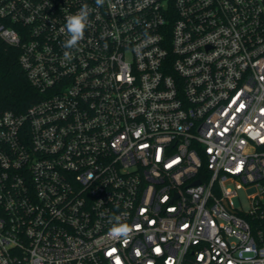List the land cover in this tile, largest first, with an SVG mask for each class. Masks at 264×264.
<instances>
[{
  "label": "built area",
  "instance_id": "obj_1",
  "mask_svg": "<svg viewBox=\"0 0 264 264\" xmlns=\"http://www.w3.org/2000/svg\"><path fill=\"white\" fill-rule=\"evenodd\" d=\"M0 40L41 95L0 111V264H264V0H0Z\"/></svg>",
  "mask_w": 264,
  "mask_h": 264
},
{
  "label": "trees",
  "instance_id": "obj_2",
  "mask_svg": "<svg viewBox=\"0 0 264 264\" xmlns=\"http://www.w3.org/2000/svg\"><path fill=\"white\" fill-rule=\"evenodd\" d=\"M19 54V48L0 40V111L24 112L41 97L21 68Z\"/></svg>",
  "mask_w": 264,
  "mask_h": 264
},
{
  "label": "clouds",
  "instance_id": "obj_3",
  "mask_svg": "<svg viewBox=\"0 0 264 264\" xmlns=\"http://www.w3.org/2000/svg\"><path fill=\"white\" fill-rule=\"evenodd\" d=\"M104 2L105 0H96L97 6H102ZM88 15V6L83 5L76 14L69 15L66 18V30L70 38L64 42L63 46L65 48H75L78 45V42L84 38ZM64 55L66 59H71L69 52H65ZM112 219H115L117 223L109 230L108 235L113 239H119L121 237L127 239L132 229L126 223H119V217L110 218V223L112 222Z\"/></svg>",
  "mask_w": 264,
  "mask_h": 264
},
{
  "label": "water",
  "instance_id": "obj_4",
  "mask_svg": "<svg viewBox=\"0 0 264 264\" xmlns=\"http://www.w3.org/2000/svg\"><path fill=\"white\" fill-rule=\"evenodd\" d=\"M196 183H200V181L198 180V181H196Z\"/></svg>",
  "mask_w": 264,
  "mask_h": 264
},
{
  "label": "rangeland",
  "instance_id": "obj_5",
  "mask_svg": "<svg viewBox=\"0 0 264 264\" xmlns=\"http://www.w3.org/2000/svg\"><path fill=\"white\" fill-rule=\"evenodd\" d=\"M241 193H242V192H241ZM242 194H243V193H242ZM242 194H241V195H242Z\"/></svg>",
  "mask_w": 264,
  "mask_h": 264
}]
</instances>
